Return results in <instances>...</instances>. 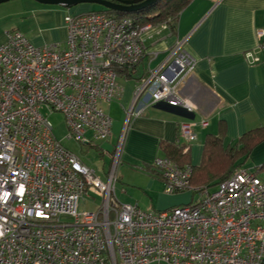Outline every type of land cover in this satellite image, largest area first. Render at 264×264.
Returning a JSON list of instances; mask_svg holds the SVG:
<instances>
[{
	"label": "built area",
	"instance_id": "built-area-1",
	"mask_svg": "<svg viewBox=\"0 0 264 264\" xmlns=\"http://www.w3.org/2000/svg\"><path fill=\"white\" fill-rule=\"evenodd\" d=\"M64 20L63 48L36 46L19 30L7 31L0 43V264H264V179L254 170L236 169L210 190L191 183L190 164L158 156L152 165L164 192L191 190L199 197L142 210L114 194L120 146L101 180L62 145L41 113L61 112L67 137L77 142L90 144L87 131L107 139L112 118L103 105L122 90L119 72L140 61L146 37L174 20L139 26L101 11ZM258 36L264 49V30ZM181 46L176 42L138 82L127 118L142 114L136 104L145 98L147 105L193 112L178 90L193 68ZM178 129L186 142L195 138L191 123ZM90 186L100 203L79 211Z\"/></svg>",
	"mask_w": 264,
	"mask_h": 264
},
{
	"label": "crops",
	"instance_id": "crops-1",
	"mask_svg": "<svg viewBox=\"0 0 264 264\" xmlns=\"http://www.w3.org/2000/svg\"><path fill=\"white\" fill-rule=\"evenodd\" d=\"M79 10L41 3L4 12L0 18H28L17 26L32 44L63 48L64 18L84 12ZM44 23L51 24L41 25ZM259 30H264V0H191L175 24L145 38V52L131 76L118 78L120 94L103 105L112 118L109 137L121 135L120 159L151 180L146 187H139L143 192H158L159 200L164 194L171 195L168 202L153 204L155 210L186 204L192 197V192L172 195L157 190L164 185L152 163L164 155L162 143L178 141L186 145L189 164L198 165L208 134H221L224 144L233 145L245 131L264 124V49L259 45ZM7 31L5 26L0 28V43ZM178 41H182L181 48L193 61L192 70L178 84L180 93L191 100L193 112L163 104L147 105L145 98L136 104L144 107L142 114L127 118L134 88ZM202 120L207 125L203 126ZM183 122L192 124L195 138L189 142L179 134L178 125ZM86 136L91 142L84 144L97 147L90 131ZM248 157L254 166L248 169H254L264 179V140L253 147ZM125 203L139 207L138 201Z\"/></svg>",
	"mask_w": 264,
	"mask_h": 264
},
{
	"label": "rangeland",
	"instance_id": "rangeland-1",
	"mask_svg": "<svg viewBox=\"0 0 264 264\" xmlns=\"http://www.w3.org/2000/svg\"><path fill=\"white\" fill-rule=\"evenodd\" d=\"M41 4L36 0H10L4 3H0V9L2 13L9 11H18L24 7H29L33 5ZM72 9H80L79 11H93L100 10L102 6L92 3H80L73 7ZM83 13V12H82ZM28 18H0V28L5 26L6 30H18V24L21 21H24ZM53 23V22H52ZM51 23L41 24L43 26H48ZM143 57V56H142ZM141 57V58H142ZM141 60V59H140ZM105 105V104H104ZM104 109L106 108L103 106ZM41 113L47 117L53 126V133L55 137L62 143V145L74 153L84 164L86 163L90 169L101 179L105 180L107 173L111 168V164L116 156V150L118 146H121L120 136H111L105 140H95L93 144L97 147L85 145L82 142H77L73 138H68V129L65 123L64 116L59 111H49L46 108L41 109ZM126 116V112L124 117ZM89 133V132H88ZM120 151L118 152V163L116 167V174L118 175V180L114 186V194L119 202L124 203L128 201H138L139 207L142 210H155L153 204L156 205V202L160 203L168 202L171 198L169 195H163L160 197L158 192L145 191L143 192L139 187H146L147 184L151 181L145 175H143L140 169L134 166H128L122 162L119 157ZM241 168H254L251 158L248 157L246 161L239 165L237 169ZM254 170V169H251ZM215 186H210V190H213ZM157 189V188H156ZM125 190V191H124ZM159 192H164V187L157 189ZM181 192H192L191 190H185ZM176 192V194L181 193ZM166 193V192H164ZM87 195H83L79 199L78 210H93L100 203V196L94 193L93 188L90 186L86 192ZM167 194V193H166ZM176 195L175 193H168ZM199 197V193H192L190 201L194 202ZM173 198V197H172ZM153 200V201H152ZM188 200V199H187ZM152 201V202H151ZM189 201V202H190ZM185 204V203H184ZM156 208V206H154ZM149 208V209H148Z\"/></svg>",
	"mask_w": 264,
	"mask_h": 264
},
{
	"label": "trees",
	"instance_id": "trees-1",
	"mask_svg": "<svg viewBox=\"0 0 264 264\" xmlns=\"http://www.w3.org/2000/svg\"><path fill=\"white\" fill-rule=\"evenodd\" d=\"M190 1L157 0L153 4L131 11L111 10L104 7L93 11H101L115 17H128L139 26L146 23H159L167 18H172L175 24L178 14ZM134 67L121 70L119 77H130V72ZM222 131L223 125L221 124L220 133ZM263 140L264 124L245 131L233 145L224 144L221 134H208L204 140L200 163L198 165L190 164L192 166L191 183L203 186L215 185L244 163L253 147ZM161 149L164 153L163 156L172 159L179 165L189 164L188 149H185V145H180L176 141L174 143H162Z\"/></svg>",
	"mask_w": 264,
	"mask_h": 264
},
{
	"label": "water",
	"instance_id": "water-1",
	"mask_svg": "<svg viewBox=\"0 0 264 264\" xmlns=\"http://www.w3.org/2000/svg\"><path fill=\"white\" fill-rule=\"evenodd\" d=\"M10 0H0V3ZM40 3L60 5L66 8H71L80 3H94L101 5L106 9L118 10V11H131L150 4H153L157 0H36Z\"/></svg>",
	"mask_w": 264,
	"mask_h": 264
}]
</instances>
